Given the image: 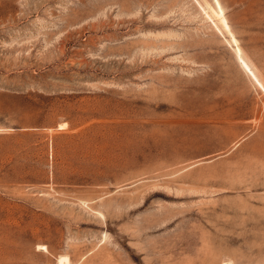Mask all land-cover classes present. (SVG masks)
<instances>
[{
	"label": "rangeland",
	"instance_id": "obj_1",
	"mask_svg": "<svg viewBox=\"0 0 264 264\" xmlns=\"http://www.w3.org/2000/svg\"><path fill=\"white\" fill-rule=\"evenodd\" d=\"M264 264V0H0V264Z\"/></svg>",
	"mask_w": 264,
	"mask_h": 264
},
{
	"label": "bare ground",
	"instance_id": "obj_2",
	"mask_svg": "<svg viewBox=\"0 0 264 264\" xmlns=\"http://www.w3.org/2000/svg\"><path fill=\"white\" fill-rule=\"evenodd\" d=\"M58 264H69V260L67 256H60L58 258Z\"/></svg>",
	"mask_w": 264,
	"mask_h": 264
}]
</instances>
